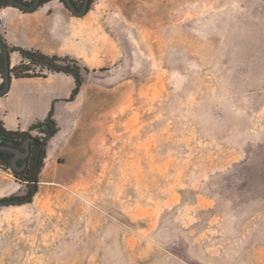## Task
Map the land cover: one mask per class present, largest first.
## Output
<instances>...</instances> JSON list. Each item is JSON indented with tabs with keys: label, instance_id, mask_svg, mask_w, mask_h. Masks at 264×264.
I'll return each mask as SVG.
<instances>
[{
	"label": "rangeland",
	"instance_id": "374dc122",
	"mask_svg": "<svg viewBox=\"0 0 264 264\" xmlns=\"http://www.w3.org/2000/svg\"><path fill=\"white\" fill-rule=\"evenodd\" d=\"M56 1L87 98L50 107L0 264H264V0ZM27 181L0 165V200Z\"/></svg>",
	"mask_w": 264,
	"mask_h": 264
},
{
	"label": "crops",
	"instance_id": "0c3cea01",
	"mask_svg": "<svg viewBox=\"0 0 264 264\" xmlns=\"http://www.w3.org/2000/svg\"><path fill=\"white\" fill-rule=\"evenodd\" d=\"M82 17L75 19L84 20ZM73 24V18L65 17L56 0L30 13L21 12L9 5L0 6V39L11 49L35 51L46 57H63L68 54L65 53L67 49L64 50L63 46L68 45V40L72 37V35L68 37L67 31ZM19 58L17 52L9 55L10 69L18 65ZM73 89V78L62 73L49 74L45 78L11 77L6 95L0 97L2 129L6 132L27 134L35 125L51 123L55 132L49 142L53 143L62 133L63 124H59L55 117H51L50 107L59 102L87 98L88 92L82 91L81 86L74 99L70 100Z\"/></svg>",
	"mask_w": 264,
	"mask_h": 264
},
{
	"label": "trees",
	"instance_id": "16d2710c",
	"mask_svg": "<svg viewBox=\"0 0 264 264\" xmlns=\"http://www.w3.org/2000/svg\"><path fill=\"white\" fill-rule=\"evenodd\" d=\"M51 1L53 0H41L39 7ZM59 1L63 4L62 0H59ZM2 5L8 6L4 2H0V6ZM12 51L17 52L20 55L22 60L27 59L30 62V65L26 66L24 64L23 65L21 64L16 67H13L10 70L11 77L15 79L40 77L39 75L29 74L28 67H39L41 69H45L46 71L50 73H62V74L71 76L74 80V89L70 96V100H73L74 97L77 95L83 83V80L80 75L79 67L76 66L75 63L73 64H70L69 62L66 63L64 60H61L57 57H46L35 51H26V50L17 49V48H12ZM1 69H2V60H1V55H0V71ZM45 123L47 122H43L42 125H44ZM42 125H37V126L35 125L31 128V130L37 129L41 127ZM25 137H27L26 133L21 134V133L6 132L5 130L2 129L0 125V144L8 145L6 143L12 142L15 145H18ZM7 157H8L7 153H5L4 151H0V165L6 167L7 169H10L6 161ZM12 173L14 174V176L16 175L13 171ZM31 183H32L31 181H27V184L30 185L29 190L31 189V186H32Z\"/></svg>",
	"mask_w": 264,
	"mask_h": 264
},
{
	"label": "water",
	"instance_id": "95a60500",
	"mask_svg": "<svg viewBox=\"0 0 264 264\" xmlns=\"http://www.w3.org/2000/svg\"><path fill=\"white\" fill-rule=\"evenodd\" d=\"M63 4L66 6V8L70 11V13L75 17H82L87 13L88 5L90 0H82V4L79 10H77L76 6L72 2V0H62ZM0 2H4L7 5L14 7L20 11H23L25 13H30L35 11L39 5L41 0H31L30 3H25L20 0H0ZM12 49L8 48L2 39H0V55L2 60V69H1V75H2V84L0 86V97H3L6 95L9 85H10V62H9V55L12 53ZM32 140L31 137H27L22 144V149L25 150V152H29V143ZM0 151H5L8 153H11L13 155V158L9 164V168L11 171L15 172L18 170L17 168V160L22 159L23 155H25L19 148H15L9 145H3L0 144ZM31 189L28 191V193L21 197V198H9L5 200H0V207H9V206H16V205H23L25 203H29L30 200L35 195V189H36V179L35 177L32 180L31 183Z\"/></svg>",
	"mask_w": 264,
	"mask_h": 264
},
{
	"label": "flooded vegetation",
	"instance_id": "af4514ba",
	"mask_svg": "<svg viewBox=\"0 0 264 264\" xmlns=\"http://www.w3.org/2000/svg\"><path fill=\"white\" fill-rule=\"evenodd\" d=\"M74 2V1H73ZM77 10L80 9L81 5L78 6L74 3ZM1 86V85H0ZM40 130H42V136L41 137H31L32 140L29 143V152H25L24 149H22L23 141L27 138L25 137L18 145H15L14 143H6L9 146L19 148L21 152H23L25 155H23L22 159L17 160V168L18 170L14 173L17 176H21L22 178H26L27 180L31 181L35 177L39 175V172L42 168V163L45 159V148L46 144L49 141V139L53 136V128L51 123H45L40 127ZM5 152V151H4ZM8 154V157L6 158V161L8 165L10 164L13 155L11 153L5 152ZM28 193V192H27Z\"/></svg>",
	"mask_w": 264,
	"mask_h": 264
},
{
	"label": "built area",
	"instance_id": "2783aa9c",
	"mask_svg": "<svg viewBox=\"0 0 264 264\" xmlns=\"http://www.w3.org/2000/svg\"><path fill=\"white\" fill-rule=\"evenodd\" d=\"M23 64L26 65V66H29L30 62L27 59H24L23 60ZM1 83H2V80H1Z\"/></svg>",
	"mask_w": 264,
	"mask_h": 264
}]
</instances>
